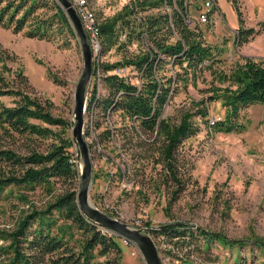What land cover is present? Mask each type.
I'll list each match as a JSON object with an SVG mask.
<instances>
[{"label":"rangeland","instance_id":"1","mask_svg":"<svg viewBox=\"0 0 264 264\" xmlns=\"http://www.w3.org/2000/svg\"><path fill=\"white\" fill-rule=\"evenodd\" d=\"M217 1L224 18L216 14V18L209 23H199L198 11L193 7L190 10L193 19L191 26L198 27L203 43L211 47L214 55L211 68L196 74L190 71L185 73L181 66L173 65L168 59L164 69L157 72V78L165 83L167 79H172V96L161 115L168 117L172 124L177 123L185 111L195 112L196 102L201 99L207 108V121L218 117L223 119L225 108L221 102H207L206 97H217L227 92L225 89L235 88L230 83L229 75L245 58L255 61L264 59V31L248 42L237 44L238 27L233 28L236 21L239 26L236 14L227 0ZM88 2L100 22L115 17L131 0ZM165 8L170 10V7ZM240 10L243 14L241 4ZM163 11L162 8H154L141 15ZM259 22L245 19L243 14L244 27L256 28ZM120 38L123 39V36ZM169 41L174 42V38L170 37ZM91 49L93 71L87 97L94 85L100 93H104L100 81L102 71L95 73L94 70L97 65L123 61L131 55L148 52L151 47L146 38L136 37L128 40L123 47L114 44L104 55L100 54V48L97 51ZM0 56L3 59L0 61V77L15 88H23L41 100H48L51 113L69 122L68 134L71 136L74 124L73 94L83 72L78 39H72L68 46L63 47L57 42L29 38L22 32L13 33L9 28L0 27ZM18 71L26 76V84L20 80ZM182 76L187 77L186 82H175ZM131 80L136 84L140 82L135 77H131ZM1 99L11 104V97ZM193 119L199 124L198 133L185 138L174 152L181 186L166 176L165 166L155 163L148 156L137 164V172L121 178L117 169L120 166L124 170L129 153L135 148H132L128 138L116 132L102 150L89 151L92 164L90 201L102 212L132 228L172 223L189 228L193 234L203 230L236 242L223 244L215 238L206 240L202 236L204 234L199 233L192 237L185 236V242L177 245L175 242L182 241L181 238L157 240L155 235L144 231L155 242L163 264H260L264 261V250H256L255 247L257 243L264 246V104L254 103L242 108L237 118V128L229 132L210 128L199 114H195ZM98 121L99 127L96 125ZM106 125L111 128L120 125L119 116L111 114L104 119L97 112L92 113L85 108L83 132L87 143ZM49 143L50 139L46 138L8 136L0 129V148L26 154L31 150L44 152ZM96 146L101 148L103 145ZM70 149L79 168L81 158L74 140ZM61 190L57 183L55 192ZM51 197L52 192L41 188L7 187L0 198V230H13L22 215L33 209H42ZM241 242L245 245L239 248ZM5 243L0 239V245ZM118 243L122 251L121 264H146L135 245H125L121 238H118ZM99 260H104V257H99ZM6 262L7 256H1L0 264Z\"/></svg>","mask_w":264,"mask_h":264},{"label":"trees","instance_id":"2","mask_svg":"<svg viewBox=\"0 0 264 264\" xmlns=\"http://www.w3.org/2000/svg\"><path fill=\"white\" fill-rule=\"evenodd\" d=\"M237 15L239 26L236 42L242 44L264 31V20L256 28L243 26V14L239 0H229ZM203 0H131L115 17L99 22L100 54L104 55L118 43L123 47L132 38H146L151 50L131 55L123 61L100 63L94 70L102 71L100 81L104 93L96 85L90 90L86 110L109 117L117 114L120 125L104 126L97 136L88 143L89 151L102 150L118 132L132 142V150L124 170L117 169L122 178L138 171L136 167L142 159L152 157V161L167 168L166 176L181 186V179L175 168L174 152L182 141L199 131L193 116L205 120L210 128L233 131L237 128L239 112L245 106L264 104V59L245 58L232 70L231 84L235 88L225 89L220 96L209 95L207 102L220 101L225 108L223 119L213 125L205 118L207 108L203 99L196 102L195 112L185 111L177 123L162 117V110L172 96V79L157 78V72L164 69L166 62L178 64L185 73L193 74L211 68L214 55L211 47L203 43L202 33L193 22L191 7L199 10ZM165 6L170 7L168 11ZM162 8L157 14L141 15L149 9ZM218 8V6H217ZM190 16L192 21H187ZM0 27L9 28L13 33L22 32L29 38L57 42L68 46L77 35L69 19L57 0H0ZM125 34V39L121 35ZM170 37L174 42H170ZM0 56V61H3ZM183 64H185L183 66ZM127 65L125 75L116 74V68ZM20 80H27L21 71ZM223 75V74H219ZM225 75V74H224ZM131 77L140 80L133 83ZM187 81L186 76L175 79ZM171 82V83H170ZM27 82H25L26 84ZM9 96L11 104L1 98ZM192 105L195 103L192 102ZM48 100L23 88H15L0 77V129L3 133L19 137L50 139L44 152L31 150L21 154L13 149L0 148V198L7 187L17 186L29 190L41 188L52 197L42 209H33L20 217L11 231L0 230V257L7 256L6 264H121V247L114 233L88 219L77 203L79 188V168L71 152L73 140L68 134L67 120L54 116ZM96 125L99 127L100 122ZM97 144L103 145L101 148ZM125 163V162H124ZM60 192H55L56 185ZM11 191V189L9 190ZM128 194V192L123 191ZM147 225V224H145ZM147 227V226H146ZM150 233L157 240L184 243V237L202 235L206 240L217 239L223 244H235L223 235L209 234L203 230L192 233L189 228L174 224L152 226ZM188 243H190L188 241ZM243 242L238 247H243ZM176 245V246H177ZM256 250L263 249L260 243ZM114 254L112 257L111 254ZM99 257H104L100 261ZM260 264H264V261Z\"/></svg>","mask_w":264,"mask_h":264},{"label":"water","instance_id":"3","mask_svg":"<svg viewBox=\"0 0 264 264\" xmlns=\"http://www.w3.org/2000/svg\"><path fill=\"white\" fill-rule=\"evenodd\" d=\"M66 13L79 41L82 50L83 72L75 86L73 99V120L71 137L75 141L78 155L81 158L79 166V188L77 191V203L85 216L101 227L108 229L116 236L128 240L139 250L146 264H163L158 249L153 239L144 231L151 227L132 228L127 223L116 217L110 216L91 203L89 192L91 187L92 164L88 143L84 138V112L87 101V88L92 75L93 53L86 32L80 18L69 0H57Z\"/></svg>","mask_w":264,"mask_h":264},{"label":"built area","instance_id":"4","mask_svg":"<svg viewBox=\"0 0 264 264\" xmlns=\"http://www.w3.org/2000/svg\"><path fill=\"white\" fill-rule=\"evenodd\" d=\"M72 6L75 8L82 27L87 34L91 47L97 51L100 48V31L99 22L92 7L89 5L88 0H69ZM216 14H219L216 0H203L200 9L198 10L197 20L199 23H209L212 19L216 18ZM187 21L191 22L190 16H187ZM125 39V34H122ZM122 39V38H121ZM129 71L127 65H122L115 69V73L119 75H125ZM220 118L210 119L209 123L213 125ZM122 239V238H121ZM125 245H133L128 240L122 239Z\"/></svg>","mask_w":264,"mask_h":264},{"label":"crops","instance_id":"5","mask_svg":"<svg viewBox=\"0 0 264 264\" xmlns=\"http://www.w3.org/2000/svg\"><path fill=\"white\" fill-rule=\"evenodd\" d=\"M216 2H217L219 14L221 15V17L224 18V12L221 11L217 0ZM227 2L229 3L230 8L234 11L231 1L227 0ZM239 3L242 5L245 19L250 18L256 20L257 22L264 20V0H239ZM236 19H237V15H236ZM237 27L238 24L236 21L233 25V28L235 29Z\"/></svg>","mask_w":264,"mask_h":264}]
</instances>
